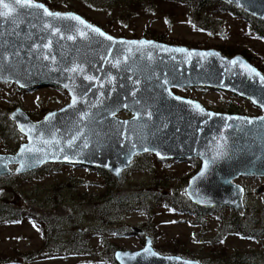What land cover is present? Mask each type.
<instances>
[{
	"label": "water",
	"instance_id": "obj_1",
	"mask_svg": "<svg viewBox=\"0 0 264 264\" xmlns=\"http://www.w3.org/2000/svg\"><path fill=\"white\" fill-rule=\"evenodd\" d=\"M225 1L264 19V0ZM12 7L10 17L0 20V82L23 89L56 86L69 101L36 121L21 107L11 111L27 141L14 153H0V176L65 162L106 170L119 180L138 154L196 158L200 166L185 187L189 200L244 214V189L236 179L264 177V74L258 67L242 54L227 56L216 48L117 37L75 10L51 9L40 0ZM189 87L230 92L261 113L219 112L173 91ZM131 230L144 232L139 226ZM114 259L118 264H200L158 252L148 235L139 249L115 250Z\"/></svg>",
	"mask_w": 264,
	"mask_h": 264
},
{
	"label": "rangeland",
	"instance_id": "obj_2",
	"mask_svg": "<svg viewBox=\"0 0 264 264\" xmlns=\"http://www.w3.org/2000/svg\"><path fill=\"white\" fill-rule=\"evenodd\" d=\"M57 1L59 10H75L117 37L162 35L164 42L189 47L237 46L253 56L250 61L256 67L264 69V39L249 31L250 19L244 13L229 10L218 1L199 15L189 6L172 9L169 5L150 7L126 1ZM173 91L215 111L227 112L238 105L248 115L261 113L251 102L230 92L208 87ZM68 101V93L56 86L23 89L14 82H0V116L8 124H15L10 113L16 107L36 121ZM26 141L20 131L14 138L0 137V153H14ZM5 148L14 150L5 152ZM195 159L135 155L119 180L112 175L120 183L118 189L106 170L78 163L48 162L27 173L0 176V198L10 201L20 216L18 221L0 226V264H113L115 250L139 249L144 244L145 237L133 233L131 226L143 228L162 254L183 256L186 252L200 264H234L238 257H243L240 264H264V231L256 239H243L234 233L219 238L222 222L235 213L232 208H211L198 221L164 205L162 196L185 193L188 179L199 168ZM236 183L252 189L245 217H254L264 229V193H255L264 178L240 176ZM119 201L132 208L121 210ZM100 212L103 217H99ZM43 219L56 221L50 238L47 230L43 231ZM254 253L258 256L250 255Z\"/></svg>",
	"mask_w": 264,
	"mask_h": 264
},
{
	"label": "trees",
	"instance_id": "obj_3",
	"mask_svg": "<svg viewBox=\"0 0 264 264\" xmlns=\"http://www.w3.org/2000/svg\"><path fill=\"white\" fill-rule=\"evenodd\" d=\"M41 1L46 3V5H48L51 9H58V7H59V5H58L59 2L57 0L56 1L55 0H52V1L41 0ZM96 1H98V0H96ZM123 1L131 3L133 5H140V6L147 5L150 7L155 6V5H165V6L169 5L172 9H174L176 7H181V6H189L191 8V12L195 15H199L200 13H202L203 10L209 4L218 1L223 5V7H226L229 10H232L235 12L239 11V12L244 13L245 16H247L250 19L249 31L253 35H255L261 39H264V19L256 17V16L244 11L243 9H240L236 5L229 3L225 0H99V3L109 4V3L123 2ZM70 10H72V9H70ZM145 34H148V32L145 31ZM151 37L152 38L155 37V39L159 40V41H164V39H163L164 36H162V35H159V36L151 35ZM236 47L237 46H228L227 48L218 47L217 49L220 50L223 54H225L227 56H232L235 54H242L243 56H245L250 61V59L253 56L250 55L249 53H247L246 50H238V48H236ZM259 69L264 74V69H262V68H259ZM227 112L246 114V112L244 110H242L238 105H235L232 108L228 109ZM17 134H18V130H17L16 125L14 123L8 124V123L4 122V117L0 116V137H2V138H7V137L14 138ZM5 150H6L5 152H12L14 150V148H12V149L5 148ZM193 159H195V158H193ZM195 162L197 165L200 166V160L199 159H195ZM104 172H106L110 181H113L114 188H116V189L120 188V185H119L120 183H118L115 180V178L112 176V174L109 173L108 171H104ZM114 195H116V194H114ZM176 195H177V197H176ZM176 195H175V193L171 194V195H164V196H162V199L164 201L165 206L171 207L178 214H189L195 220L199 221V220H202L203 216L206 213H208L211 209V208H202V207L192 203L189 200V198L186 196L185 193L176 194ZM117 203H118L117 205H119L121 210H128V209L132 208V206L128 205L127 202L122 203L121 201H119ZM102 215L103 214L100 212L99 217H103ZM19 219H20V216L15 211L12 203H10V201L5 202L4 199L2 200L0 198V226L9 224L11 222L18 221ZM55 222H56L55 220H44L43 219V221H42V223H44L43 231L45 232V230H47L46 237L50 238L51 231L54 227ZM106 222H107V220H106ZM46 223H48L47 226H49L50 230H48L47 226L45 225ZM258 225H259V221L257 219H255L254 217H252L250 219V218L245 217L244 214L240 215L239 213L235 212L231 219L222 222V226H221V229L219 231L218 236H219V238H222L223 236H225L227 234H231V233L233 234L234 233V234L241 236L243 239L260 238L263 235L264 229L259 227ZM211 241H212V243H217L216 239H212ZM63 244H65V243H63ZM173 252H175V253L179 252L180 253V251H173ZM182 254H184L186 256V258L189 257L187 255L188 253L186 254V252L185 253L182 252ZM111 258L113 259V261H111V262L113 264H117V262L113 258V254H112ZM242 259H243V257H238L235 260L234 264H240Z\"/></svg>",
	"mask_w": 264,
	"mask_h": 264
},
{
	"label": "snow or ice",
	"instance_id": "obj_4",
	"mask_svg": "<svg viewBox=\"0 0 264 264\" xmlns=\"http://www.w3.org/2000/svg\"><path fill=\"white\" fill-rule=\"evenodd\" d=\"M12 5H15L17 7H21V0H7V2H5V0H0V20H2V18L4 17H10V13H13L16 9H14L12 7ZM30 7H34V8H43V5H39V4H33L31 5ZM25 10L28 11L29 10V7L28 6H25ZM44 12L47 14V15H50V16H59L60 14L59 13H51V12H48L47 9H44ZM72 19H75V20H80L79 17H76V16H72L71 17ZM81 23H84V21H80ZM89 27H91L89 25ZM95 32H100L99 29H93ZM101 35H103V33H100ZM108 39H112L111 37H108ZM141 43H147V42H141ZM75 70V69H73ZM82 71V69H81ZM251 72H255V69H250ZM257 75H259L257 73ZM91 79V78H89ZM261 80L264 81V77H261ZM179 99V98H177ZM76 101L75 99L73 100V104H75ZM72 105H70L69 107H71ZM198 107V106H197ZM264 119V118H262Z\"/></svg>",
	"mask_w": 264,
	"mask_h": 264
},
{
	"label": "flooded vegetation",
	"instance_id": "obj_5",
	"mask_svg": "<svg viewBox=\"0 0 264 264\" xmlns=\"http://www.w3.org/2000/svg\"><path fill=\"white\" fill-rule=\"evenodd\" d=\"M256 177V176H255ZM258 178H264V177H258ZM258 187L262 188V191L264 193V184H259L256 188H255V193H256V189ZM244 192H243V206H244V215H245V210L249 207V205L247 204V199L249 200L252 197V189H248V187L243 186ZM236 212V211H235ZM143 229V228H142ZM144 230V229H143ZM141 235H143L144 237L147 236V234H145V230L143 233H141ZM145 241V238H144ZM254 257L258 256V254L254 253V254H250Z\"/></svg>",
	"mask_w": 264,
	"mask_h": 264
}]
</instances>
